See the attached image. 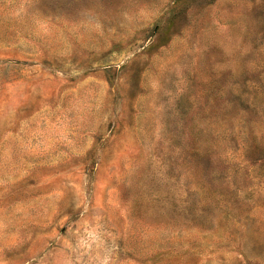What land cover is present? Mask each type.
Instances as JSON below:
<instances>
[{
  "label": "rangeland",
  "instance_id": "obj_1",
  "mask_svg": "<svg viewBox=\"0 0 264 264\" xmlns=\"http://www.w3.org/2000/svg\"><path fill=\"white\" fill-rule=\"evenodd\" d=\"M0 264H264V0H0Z\"/></svg>",
  "mask_w": 264,
  "mask_h": 264
}]
</instances>
